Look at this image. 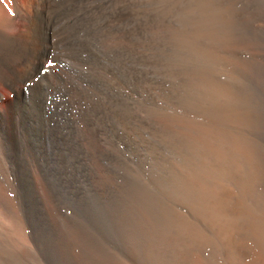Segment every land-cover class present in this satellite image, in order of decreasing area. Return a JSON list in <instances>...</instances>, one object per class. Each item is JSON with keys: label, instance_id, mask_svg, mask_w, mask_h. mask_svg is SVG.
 Returning <instances> with one entry per match:
<instances>
[{"label": "bare ground", "instance_id": "6f19581e", "mask_svg": "<svg viewBox=\"0 0 264 264\" xmlns=\"http://www.w3.org/2000/svg\"><path fill=\"white\" fill-rule=\"evenodd\" d=\"M236 5L0 0V264H264V0Z\"/></svg>", "mask_w": 264, "mask_h": 264}, {"label": "rangeland", "instance_id": "374dc122", "mask_svg": "<svg viewBox=\"0 0 264 264\" xmlns=\"http://www.w3.org/2000/svg\"><path fill=\"white\" fill-rule=\"evenodd\" d=\"M236 1V2H235ZM239 1H245V0H232V2H234V5L235 4H237L238 5V2ZM236 5V6H237ZM247 7V5H245V8ZM12 31V30H11ZM6 98V97H5ZM21 164H22V166L23 167H28V166H30V161L28 162V159H26V157L25 158H21ZM65 200H66V204L69 206V205H72V203H69V202H71V200H70V196H68L67 198L65 197ZM69 201V202H68Z\"/></svg>", "mask_w": 264, "mask_h": 264}]
</instances>
